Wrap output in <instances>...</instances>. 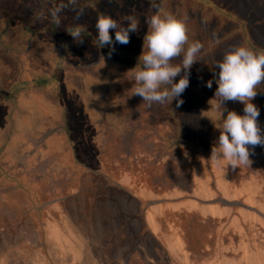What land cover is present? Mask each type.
Wrapping results in <instances>:
<instances>
[{
	"label": "rangeland",
	"instance_id": "1",
	"mask_svg": "<svg viewBox=\"0 0 264 264\" xmlns=\"http://www.w3.org/2000/svg\"><path fill=\"white\" fill-rule=\"evenodd\" d=\"M52 1L54 6L51 0H0V264H74L76 260L79 264H111L107 261L112 238L101 237L110 222L116 229H125L121 244L141 241L145 256L153 257L155 237L149 232L142 234L137 225L140 219L132 221L131 215L141 210V198L175 197L179 200L176 205H184L181 200L187 197L186 192L167 195L164 191L174 185L187 190L191 172L194 186L189 192L193 195L188 196L219 205L215 215L220 217L238 212L264 226V146H250V165L233 167L211 159L227 115L223 109L243 115L244 108L240 102L222 104V98L215 97L216 64L234 46L264 50V0H155L159 9L152 7L153 0ZM157 11L187 17L189 43L199 41L203 48L189 70V86L183 94L149 106L134 94L133 77L135 67L140 66L139 57L147 51L144 37ZM54 12L59 27L53 21ZM100 14L111 15L120 25L127 24L128 16H135L138 31L130 33V42L123 45L115 42V31L110 30L114 43L103 47L96 29ZM80 26L86 29L81 33L82 44L71 35ZM182 58L183 53L172 63L180 64ZM77 68L87 72L93 82L98 79L94 94L90 90L88 94L102 96V104L76 100L75 87L82 84ZM182 75L183 69L174 82ZM51 79H55V92L69 117L49 130L28 132L37 118L25 114L35 105L29 95L19 100L18 91L40 88L53 94L47 88ZM210 80L211 88L207 87ZM257 90L252 103L260 109L258 119L264 129V83ZM177 99L183 100L179 107ZM85 105L99 116L90 117L84 112ZM57 130L67 131L70 151L41 150L37 143ZM11 140L22 147L11 148ZM127 172L138 188L142 186L138 197L115 187L117 177L122 185L130 186ZM17 173L23 177L15 184ZM34 188L39 198L31 197ZM51 195H65L61 204L51 203L56 215L37 213L34 219L28 214L31 209H41ZM216 196L240 204L212 203ZM20 219L15 229V221ZM192 222L199 232L189 248L197 258L206 257L205 249L212 247L206 243L219 237L218 219ZM86 227L92 228L88 236ZM138 232L141 236H135ZM95 243L97 247H92Z\"/></svg>",
	"mask_w": 264,
	"mask_h": 264
},
{
	"label": "crops",
	"instance_id": "2",
	"mask_svg": "<svg viewBox=\"0 0 264 264\" xmlns=\"http://www.w3.org/2000/svg\"><path fill=\"white\" fill-rule=\"evenodd\" d=\"M103 62V59L99 62L101 63L100 66L102 67L105 64ZM96 64L98 65V63ZM111 66H114L115 69L114 63H111ZM98 69L100 70V67ZM77 70L80 74L78 77L81 78L82 84H77L75 87L74 92L76 100L81 103H86L88 99H90L91 102H94L95 106L98 105V103L103 101V97L100 96L97 98L95 97V95L89 96L88 94L89 90L94 94L95 90L93 87L97 86L99 82L98 79H95V82H93V79L90 78L87 72H84L78 68ZM113 79L116 84L117 79H115V76L113 77ZM50 83H52L51 86L47 88H50V90L53 91V94H50L49 91H47L48 93H45L44 89L40 88H30L26 91H18L19 93H21L18 97L19 100L22 99V97L25 98L26 95H29V98H31L32 100L31 103L35 105V108H38L37 110L33 108L30 110L29 114H25V116L37 118L33 121L29 129L30 131L28 130V132L38 133L43 132L45 130H49L50 128L58 124L60 121H62L63 118L69 117L68 114L64 113L65 105L62 103V99L57 97V93L55 92V88L57 85L55 79H51ZM65 86L68 89L69 83ZM71 89H73L72 85ZM88 96L91 98H89ZM37 102L38 104H36ZM226 102L231 104L232 101ZM85 106L86 110L84 112H88L90 117L99 116L98 113H94V111L92 110L89 111L87 105ZM84 112V117L87 118V115ZM67 139L68 136L66 130L52 131L47 134V136L45 137V141L41 142L40 144L37 143V146L40 147L41 150L45 151L46 153H52L56 152L57 150L63 149V154H65L66 150L69 152L71 149V145L69 144ZM10 143V146L13 149H18L19 147H22L21 143L18 141H12ZM7 145L9 146V142ZM7 145L6 148H8ZM96 146L97 147L95 148H98V145ZM127 173L131 175L130 172ZM191 175L192 172L190 173L191 186L189 189L187 188V190H184L183 187L174 185L170 188H166L164 191L167 192V195L171 193L175 194L177 192H186L187 197L181 200L184 205H176L179 200H177V198L175 197L171 199L168 196H164L162 199H156L155 201H146L147 199L141 198V210L132 213L131 215L132 221L140 219V221H138L140 223L137 225L141 227L142 234L149 232L153 237H155L157 246L156 251L153 254L154 258L148 253L149 251L147 253L150 256L145 257L143 255L144 249L141 241H136L135 244L131 246L128 244H120L119 241L121 236L125 235V229L123 227L116 229L117 225L114 228V226H112V223L110 222L109 225L106 226L105 230L107 231V229H111V231L115 233V243L111 251V257L109 255V261H107L108 263L113 264L115 262V264H129V262L135 260L137 264H264V226L256 221L254 222L253 220H246L245 218H243L242 214L238 212H233L228 217H220V215H215V212L217 210H220L219 205L211 203L208 204L203 200H195V198H193L192 196H188V194L193 195L191 192H189L194 186V181L192 180ZM22 177L23 176L19 175L18 173L15 174V178H17L15 180V184L18 181V178ZM117 185H119L121 188H125L126 191L130 194H136L137 197L139 189L142 188V186L138 188V185H135L132 179V175L130 180V186L127 184L122 185L118 177L115 178V187ZM145 187L146 186L143 185V188ZM34 189L35 190H33V193L35 194L32 193L31 197L39 198L40 193L38 192V190H36V188ZM211 192L215 191L211 190ZM217 194L219 195V193ZM64 197L65 195H60L58 197H54V195H51V199H49L45 203V205L41 207V209H31L28 214H31L34 219L37 218V213H41L40 216L42 217L47 213H50L51 215H56V213L50 208L51 203L55 202L61 204ZM211 202H217L230 206L231 204H240L239 201L224 200L220 196H216L214 199L211 200ZM203 205H207L209 208L207 209V207ZM217 206L218 208H216ZM232 215L234 217L233 220L231 218ZM199 218L205 220L218 219L219 222V237L217 238V240L214 239L212 244H210V241L206 243L208 247L209 245L212 247L205 249L206 251H208V255L206 257L203 256V258H197L194 252L189 248L190 240L198 238L197 235L199 232L198 226H196L192 222V219L198 220ZM231 220L232 222L234 221L233 224L239 225L237 229L233 224H230ZM20 221L21 219L15 221V223H17V225L14 226L15 229H18ZM91 231V227L85 228V233H87V236L91 234ZM246 232L250 236L249 238H246ZM105 233L106 232L103 230L101 236L103 239L107 235ZM193 233H195V235ZM221 233L223 234L222 239L220 238ZM208 236L210 237L211 235L208 234ZM233 236H235L236 238L234 239ZM97 243H95L92 247H97ZM135 249L140 250L142 255L141 257L143 259V261L141 260L142 262H140V259L133 255ZM76 252L78 253V255L81 254L80 250H76ZM78 257L76 259H79ZM73 263L79 264L80 260H76Z\"/></svg>",
	"mask_w": 264,
	"mask_h": 264
},
{
	"label": "clouds",
	"instance_id": "3",
	"mask_svg": "<svg viewBox=\"0 0 264 264\" xmlns=\"http://www.w3.org/2000/svg\"><path fill=\"white\" fill-rule=\"evenodd\" d=\"M152 7L159 9L155 0ZM53 21L59 27L60 21L55 12ZM127 21L126 25H120L111 15L100 14L96 23L99 44L103 47L113 45L110 30L115 31L116 43L128 44L130 33L138 31L139 22L135 16H128ZM149 26L150 31L144 37L147 51L143 50L139 57L140 66L135 67L133 79L134 94L141 96L151 106L153 103L164 104L183 94L189 86V70L197 61V54L203 45L199 41L189 43L187 17L178 18L171 13L161 14L157 11L151 17ZM84 31L86 29L80 26L71 35L82 44L81 33ZM182 53L181 63L173 64L172 61ZM216 66L219 73L215 97H221L222 104L225 101L240 102L244 108L243 115L223 109L227 115L223 118L218 143L211 149V159L217 163L226 161L233 167L250 165V146H264V129L258 119L260 109L252 103L258 94V86L264 83V50L254 52L244 46H234ZM182 69L184 75L180 76L178 82H174ZM207 87H212L211 80L207 82ZM182 104L183 100L177 99V107Z\"/></svg>",
	"mask_w": 264,
	"mask_h": 264
},
{
	"label": "trees",
	"instance_id": "4",
	"mask_svg": "<svg viewBox=\"0 0 264 264\" xmlns=\"http://www.w3.org/2000/svg\"><path fill=\"white\" fill-rule=\"evenodd\" d=\"M190 186H191V185L188 184V185L185 186V188H190ZM105 232H106L105 234H107L105 238L107 239V238H109L108 236H110V237L112 238V239H111V240H112L111 242H113V245H114V243H115V233H113V231H111V229H107V231L105 230ZM135 236H141V233L138 232V233L135 234ZM121 240H122V239L120 238V241H121ZM120 241H119V242H120ZM120 244H121V242H120ZM112 247H114V246H112ZM111 251H112V249H111ZM111 251L109 252L110 254H111ZM142 251H143V250H142ZM133 255H135L138 259H140V262L143 261V259H142V257H141L142 255H141L140 250L135 249ZM143 255L145 256L144 252H143ZM145 257H146V256H145ZM141 260H142V261H141ZM133 262H134V261L129 262V264H130V263H133ZM135 263L137 264V262H135Z\"/></svg>",
	"mask_w": 264,
	"mask_h": 264
},
{
	"label": "flooded vegetation",
	"instance_id": "5",
	"mask_svg": "<svg viewBox=\"0 0 264 264\" xmlns=\"http://www.w3.org/2000/svg\"><path fill=\"white\" fill-rule=\"evenodd\" d=\"M50 4H51V6H54V2H53L52 0H51ZM52 4H53V5H52ZM48 9H49L48 11H51L52 7H48ZM48 11H47V12H48ZM48 16L50 17V15H48Z\"/></svg>",
	"mask_w": 264,
	"mask_h": 264
}]
</instances>
